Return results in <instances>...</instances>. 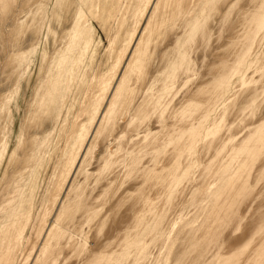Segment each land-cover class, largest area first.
<instances>
[{
    "label": "rangeland",
    "instance_id": "1",
    "mask_svg": "<svg viewBox=\"0 0 264 264\" xmlns=\"http://www.w3.org/2000/svg\"><path fill=\"white\" fill-rule=\"evenodd\" d=\"M0 264H264V0H0Z\"/></svg>",
    "mask_w": 264,
    "mask_h": 264
},
{
    "label": "bare ground",
    "instance_id": "2",
    "mask_svg": "<svg viewBox=\"0 0 264 264\" xmlns=\"http://www.w3.org/2000/svg\"><path fill=\"white\" fill-rule=\"evenodd\" d=\"M20 65V64H19Z\"/></svg>",
    "mask_w": 264,
    "mask_h": 264
}]
</instances>
